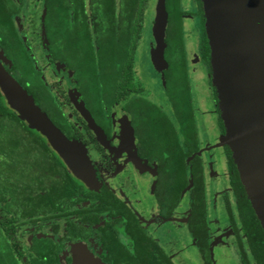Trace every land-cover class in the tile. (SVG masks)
I'll use <instances>...</instances> for the list:
<instances>
[{
  "label": "flooded vegetation",
  "instance_id": "flooded-vegetation-1",
  "mask_svg": "<svg viewBox=\"0 0 264 264\" xmlns=\"http://www.w3.org/2000/svg\"><path fill=\"white\" fill-rule=\"evenodd\" d=\"M100 1L0 0V52L10 62L3 65L44 103L45 110L39 107L54 125L85 147L99 183L90 188L78 179L45 139L48 158L37 159L40 168L30 158L16 165L24 184L18 175L0 180V264H77L73 251L81 254L83 247L97 264H215L217 251L234 264H260L264 231L230 149L219 145L225 129L210 71L212 109L201 111L192 101L190 121L167 95L165 72L162 96L144 95L137 86L118 95L117 67L107 66L104 76L91 58L93 51L98 60L106 43L95 28ZM30 65L37 86L25 76ZM199 112L215 115L213 128L200 124ZM183 123H195L189 138ZM183 150L190 151L185 168Z\"/></svg>",
  "mask_w": 264,
  "mask_h": 264
},
{
  "label": "water",
  "instance_id": "water-1",
  "mask_svg": "<svg viewBox=\"0 0 264 264\" xmlns=\"http://www.w3.org/2000/svg\"><path fill=\"white\" fill-rule=\"evenodd\" d=\"M200 1L210 50L209 78L225 129L219 145L230 149L241 184L264 231V0ZM165 3L157 0L152 24L154 46L150 48L151 63L163 83L169 67L165 59ZM3 63L10 62L0 52V91L9 108L47 140L78 179L90 188L98 187L85 147L69 140L54 125ZM85 248H81V254L72 249L77 264H97Z\"/></svg>",
  "mask_w": 264,
  "mask_h": 264
},
{
  "label": "trees",
  "instance_id": "trees-1",
  "mask_svg": "<svg viewBox=\"0 0 264 264\" xmlns=\"http://www.w3.org/2000/svg\"><path fill=\"white\" fill-rule=\"evenodd\" d=\"M150 1L151 0H121L117 3V0H101L98 4L100 7L95 15L98 18L95 23V28L97 33L100 31L102 32L103 41L106 43L105 45L101 44L97 52L98 60L94 58L95 55L93 51H91V58L93 62L98 61L100 63L99 65L103 70L104 76L107 75L105 71L108 70V67H117L118 70L116 72L119 83L116 93L118 95L123 93L127 94L129 88H132V86L136 87L133 82V58L139 40L142 38L141 33L146 27H144V22L148 21L145 17ZM165 2V9L168 14L165 30V43L167 45L165 49V59L169 64L168 69L165 71L167 95L174 102L177 113L180 115V112H182L181 117L189 119L190 121L194 111L192 108V101H194V98L185 49V30L183 26L184 17L189 13L182 8L181 0H165ZM201 7V1L198 0V8L195 12V16H198L201 20L199 29V55L202 61L209 66L210 50L205 34L204 17ZM80 9H83V3L80 4ZM73 13H75V17L78 16L76 10ZM191 16L195 17L193 14ZM66 18L67 16H62L61 21L63 20V23L67 25ZM83 24L84 29L82 33L84 34L85 41L89 43L91 42V36L87 25L88 23L83 22ZM105 46L107 49H104ZM21 50L22 56H26L25 49L21 48ZM26 68L28 72H31V74L33 73L32 65ZM113 79H115V76H113ZM33 80L35 81V79ZM36 81H38V79H36ZM213 91L214 97L216 98L214 88ZM4 108L8 107L0 92V180L5 176L7 179L13 178L15 175H18V177L24 176L16 167L20 160L30 158L36 161L40 168V161L38 162L37 159L40 160L42 158V160H46V158H48L45 153L48 147L45 138L34 130H30L25 122L19 121L15 113L11 110L7 112ZM184 123L182 134L186 138H189L191 131L193 132L195 129V123L191 124L190 127H185ZM14 130L17 131L16 134L13 133ZM188 155H190V151L183 150L181 156L183 168H185L184 160ZM22 179L23 177L17 180L20 181ZM18 181H15L14 184L19 183ZM21 182L24 184V179ZM63 190L55 188V191L62 192ZM262 253L261 257L264 259V250ZM159 262V264H172L167 260ZM262 262L264 263V260H262L260 264H262ZM152 263L153 262H151V264Z\"/></svg>",
  "mask_w": 264,
  "mask_h": 264
},
{
  "label": "rangeland",
  "instance_id": "rangeland-1",
  "mask_svg": "<svg viewBox=\"0 0 264 264\" xmlns=\"http://www.w3.org/2000/svg\"><path fill=\"white\" fill-rule=\"evenodd\" d=\"M155 3L156 0H151L148 5V11L145 18H147L148 21L144 22V30L142 31L141 35L142 38L139 40L138 47L135 50V55L133 58V74H134V83L137 87L141 89V93L146 95V93H149L150 96L153 98L155 96H162L163 95V80L160 78V73L154 69L150 56H149V43H151L152 37V21L154 17V10H155ZM181 6L182 8L187 11L189 14H187L186 17H184L183 20V26L185 30V49L186 54L188 58V65H189V72H190V81H191V87L193 92V98H194V105L196 109L201 108V111H209L212 109L211 106V100L209 98V94L206 90L207 86L209 85V78H208V67L204 64L202 61L200 55H199V42H200V26H201V20L198 16H195V12L198 8L197 6V0H181ZM33 8V2H31V7H29V12H32ZM34 13V12H32ZM194 15L195 17L191 18V15ZM149 23V25H148ZM32 27V29L29 30V32H35L34 26L37 24V19L33 20V22L28 23ZM199 30V31H198ZM30 36V35H27ZM35 39H30L31 43ZM49 72V71H48ZM106 73L108 70L105 71ZM46 79L49 83L55 82V79H53V76L50 73H45ZM108 75V74H107ZM27 79L29 78L33 80V74L31 72H27L26 75ZM31 80V82H32ZM35 86L36 83L32 82ZM36 99V103L38 106H40L42 109L45 110V105L42 103L41 100L38 98ZM155 99V98H154ZM156 102H159V100L155 99ZM8 107V106H7ZM7 110V112H10V108H4ZM167 113V112H166ZM198 114V120L200 124L207 125L210 128L212 127V124L215 122V115H209L207 113L199 112ZM212 131V129H211ZM214 131V130H213ZM16 130H14V134H16ZM124 174H120V176L117 178L120 182V179L122 180ZM214 179V178H213ZM211 181V180H210ZM160 235V232L158 233ZM180 238V236H179ZM185 239L180 238L179 244L181 246L185 247L188 251V254L191 253L189 249V245L186 244ZM185 250V251H186ZM220 252H216V259L217 262L215 264H234L230 259L226 258L225 256L220 257ZM180 261V260H179ZM192 264H195L194 262H191ZM181 264H189L186 262H183Z\"/></svg>",
  "mask_w": 264,
  "mask_h": 264
}]
</instances>
